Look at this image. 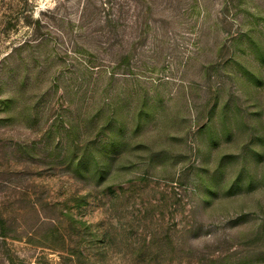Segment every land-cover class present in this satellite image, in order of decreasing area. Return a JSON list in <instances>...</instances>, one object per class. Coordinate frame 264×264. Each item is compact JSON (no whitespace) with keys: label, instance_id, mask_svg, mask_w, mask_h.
<instances>
[{"label":"rangeland","instance_id":"obj_1","mask_svg":"<svg viewBox=\"0 0 264 264\" xmlns=\"http://www.w3.org/2000/svg\"><path fill=\"white\" fill-rule=\"evenodd\" d=\"M115 2L0 0V264H264V0Z\"/></svg>","mask_w":264,"mask_h":264},{"label":"trees","instance_id":"obj_2","mask_svg":"<svg viewBox=\"0 0 264 264\" xmlns=\"http://www.w3.org/2000/svg\"><path fill=\"white\" fill-rule=\"evenodd\" d=\"M121 2V0H118ZM133 2H142L144 4V12L149 13L152 9L153 0H132ZM98 9L100 8L102 11L107 10L108 12L111 11V13H107L105 15V21L110 24L111 27L117 26L118 19L115 18L116 16H119L120 13H122L123 10V4L119 2H115V0H98ZM112 18V19H111ZM145 22V21H144ZM38 24V21L35 22ZM147 23V22H146ZM128 55L125 53L118 52L115 56H113L112 59H116L115 61L111 60L113 64V69H117L124 65L128 61ZM114 73V71H111ZM110 147H113L115 150L117 147V143L114 141H111ZM106 147L104 146L101 150V152H93L91 149H87L81 153V155L74 159V160H68L67 165H71L73 167V176L75 179H81L88 183V187H93L91 184L87 181L89 179H92L94 181H98L99 179H104L106 177H112L114 174H120V172H111L112 169L117 167L118 161L123 160L125 158L124 155L119 154L121 156H117L115 158L116 154L109 155L103 153L105 151ZM99 156V159L96 158ZM87 179V180H86ZM86 184V183H85ZM90 185V186H89ZM91 190L90 188L85 190L84 193L74 194L70 201H72L74 207H78L80 205H84L88 203V198L90 197H97V195L91 196ZM69 201V200H68ZM81 223V222H79ZM84 225L86 230L91 231V226H88L86 223H81ZM0 225H5V221L1 218L0 215ZM0 236L5 237V234L0 232ZM92 237H94L96 240H100L101 234L97 232L91 234Z\"/></svg>","mask_w":264,"mask_h":264}]
</instances>
